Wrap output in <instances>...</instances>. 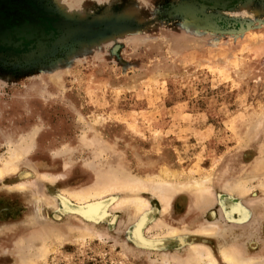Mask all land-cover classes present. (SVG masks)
I'll use <instances>...</instances> for the list:
<instances>
[{
  "label": "rangeland",
  "instance_id": "374dc122",
  "mask_svg": "<svg viewBox=\"0 0 264 264\" xmlns=\"http://www.w3.org/2000/svg\"><path fill=\"white\" fill-rule=\"evenodd\" d=\"M11 3L30 8L52 30L38 44L0 43V159L21 134L26 139L17 171L0 179V264L18 255L24 264H182L178 257L198 238L213 252L233 240L264 264V0L224 7L96 0L84 14L66 13L55 0ZM207 14L246 22L247 30H212L193 18ZM34 128L31 140L24 131ZM162 171L174 183L204 180L221 197L189 212L190 195L177 191L164 217L151 198V218L220 223L227 199L244 212L223 221L216 239L188 235L152 245L149 237L165 229L150 227L138 245L128 203L106 215L114 221L108 224L55 205L59 191ZM240 177L245 194L223 192L226 181Z\"/></svg>",
  "mask_w": 264,
  "mask_h": 264
},
{
  "label": "bare ground",
  "instance_id": "6f19581e",
  "mask_svg": "<svg viewBox=\"0 0 264 264\" xmlns=\"http://www.w3.org/2000/svg\"><path fill=\"white\" fill-rule=\"evenodd\" d=\"M55 2L58 4L61 10L62 11L64 10L66 13L84 14L85 12H87L88 10H91L92 7L95 6L96 0H55ZM216 2L222 3L219 5L223 7L229 5V0H216ZM197 3L199 4V2ZM205 3L206 2L202 1L203 5ZM216 18L214 17L208 18L207 20H205V22L207 21L208 25L211 26L212 28H215V23L217 25L219 24L220 26H223L222 24L217 22ZM224 24L235 26L237 24V20L224 21ZM243 24L244 22L242 21V25ZM226 25H224L223 27H228ZM219 28H222V27H219ZM240 29H242L243 31H246L247 25H243ZM240 29H237V30H240ZM32 31H33L32 22H30L29 24L24 25V28L20 31V33L22 35H26L30 37L31 35L35 36V34ZM39 33H43V32H39ZM36 43L38 44V42ZM28 98H29V94H25L24 99H28ZM24 132L26 133L25 136H27V138L30 137L29 139L32 140L33 138L32 135H35L37 133V130L34 128V129H30ZM23 136L24 135L21 134L18 140H21L22 145L23 144L25 145V143L23 142H25L26 139ZM10 140L11 142H13V140L15 139L11 138ZM20 143L19 145L14 144V147L11 149L12 153L8 157L4 159H0V179L9 172L17 171L16 169L19 167V166L17 167V165L21 161V156L23 155V147L20 145ZM161 173L162 174L159 173L160 175H157L156 177L150 176V178H146V179H142V178L126 179L124 178L120 182L104 183V185L102 186H98V187L96 186L89 190L76 189L74 191H59L61 194L56 195L57 199H56L55 205L60 206L61 210L66 211V213H68V211L78 212L79 214H81L82 216L86 218L95 219L96 221L102 220L108 224L109 222H114V221L113 219L112 221L106 220V215L109 212L113 211V209L115 210L116 208L121 206V204L123 205V204L128 203L130 204L129 206V211L131 213L130 215H133L134 217H136L134 223L132 224V226H134V229L132 231V238L136 243H138V245L139 244L141 245V242H144L142 240L143 230L144 229L147 230L150 227L151 228L159 227L160 229L161 228L165 229V232L162 235H154L155 234L154 233L153 234L154 236L149 237L151 238V240L148 243H151L152 245L159 244V243L161 245L165 243L164 239L166 238L181 239L186 236L188 237V235L197 236V237H199V235L202 237L209 236V237H214L216 239V233L218 230H221L222 228L221 225L223 221H229L230 218L232 219L233 217L240 216L242 214L243 207L241 208L240 204H238L239 202L235 203L231 199H227L225 201L223 200L220 201L221 202L220 215L222 218L220 216L219 218H217L219 219L220 223H218L217 220H213L210 222H208L207 220H203L201 222H197L193 224L184 222L182 226H179L175 222H171L168 218H160L156 220L151 218V216H149V213L151 214L152 212L153 213L155 212V207L152 206L151 198L156 199L159 204V209L157 211L160 217V216H163L167 212L166 210L168 209L169 204L172 201V198L175 196L177 191L186 192L190 195L189 205L187 209L189 212H195L200 207H202L204 203L210 204L213 198L219 199V197H221L219 196V194L215 193L216 191H214L210 183L202 184L204 180L199 181L196 179L194 180L192 178H186L182 182L177 183L176 181V183H174L175 182L173 180L174 177L171 179L170 178L171 175L169 176V174H167L166 171H162ZM20 175L24 177V176L30 175V173L21 172ZM37 176L43 179H53L54 180L56 175L52 176L51 174H48V173L37 172ZM146 177H149V176H146ZM208 179L209 178L205 176V180H208ZM245 182H246L245 179L242 177L236 180H228L224 184V187L222 188V190L223 192L227 193L229 196L238 195L237 197H240V195L242 196L243 194L246 193L247 190H249V188L247 187L248 185L245 184ZM24 183L25 182L23 183L21 182L20 184H17L16 186L19 188H22L25 186ZM262 186L264 188V180L262 182ZM106 193H108V195H116L117 197L116 196H112V197L103 196ZM52 201H54V199ZM205 204L203 206H205ZM55 205L54 207H56ZM237 219L240 220V218H237ZM235 221L236 220H234V222ZM231 224H233V222ZM232 241L231 243H228V244L224 243L225 241L221 242L220 244L217 243V246L215 247V250L213 252V250L208 245L205 244L204 239L198 238L197 242H195V240L192 241V243L188 246V249L182 252V256L178 257V259L179 258L180 259L177 261H179L182 264H187V263L199 264L202 261L206 260V264H219V261L215 255V253H217L220 255L221 259L227 264H256V262H258L257 259L260 258V254L258 255L255 253H251L250 249H247L245 252H243L241 251L242 246L239 247L238 244L236 245L232 243ZM24 247H25V243L23 241L22 243L19 244V247L17 249L18 250L17 254H20L19 252H21ZM146 247L148 248V246ZM23 256L20 258V256L18 255V258L17 257L14 258L13 264H24L25 261L24 259H22Z\"/></svg>",
  "mask_w": 264,
  "mask_h": 264
},
{
  "label": "flooded vegetation",
  "instance_id": "af4514ba",
  "mask_svg": "<svg viewBox=\"0 0 264 264\" xmlns=\"http://www.w3.org/2000/svg\"><path fill=\"white\" fill-rule=\"evenodd\" d=\"M30 22H32V32L35 36L22 35L20 31L24 28L25 24H29ZM51 30L46 21L30 8L21 4L11 3V0H7L6 2L0 1V43L6 44L9 42L13 45L19 43V46L23 45L25 47L32 42L45 41L49 37ZM3 38L6 39L4 40Z\"/></svg>",
  "mask_w": 264,
  "mask_h": 264
},
{
  "label": "water",
  "instance_id": "95a60500",
  "mask_svg": "<svg viewBox=\"0 0 264 264\" xmlns=\"http://www.w3.org/2000/svg\"><path fill=\"white\" fill-rule=\"evenodd\" d=\"M201 3H202V1L203 2H206L204 5H208V6H219V4H222V3H219V2H216V0H199ZM229 3H231V0H229ZM189 11H191V13L192 14H195L197 11L196 10H193V9H191V10H189ZM188 12V11H187ZM189 13V12H188ZM190 14V13H189ZM212 17H214V18H216L217 19V22L218 23H220L221 22V24L224 26V25H226V24H224V20H227V18H223V17H220V16H217V15H212V14H207V15H204L202 18H198V17H194L193 16V18L194 19H196L197 21H199V22H201L202 24H203V26H206L207 28H210V29H212V30H226V31H228V32H236V30L235 29H240L243 25H247L248 23H244L243 25H242V22L241 21H237V24L235 25V26H233V25H226V26H228V27H223V26H220L219 24L217 25L216 23H215V28H212L211 26H209L208 24H206V22H205V20L206 19H208V18H212ZM222 19V20H221ZM230 26H232V27H230ZM219 27H222V28H219ZM232 29V31H230Z\"/></svg>",
  "mask_w": 264,
  "mask_h": 264
}]
</instances>
